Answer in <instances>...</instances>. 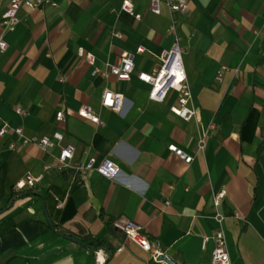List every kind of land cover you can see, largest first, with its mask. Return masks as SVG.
I'll use <instances>...</instances> for the list:
<instances>
[{"label":"crops","instance_id":"crops-1","mask_svg":"<svg viewBox=\"0 0 264 264\" xmlns=\"http://www.w3.org/2000/svg\"><path fill=\"white\" fill-rule=\"evenodd\" d=\"M52 1L56 6H21L19 24L3 32L9 0H0L7 43L0 52V126L20 127L26 137L62 134L48 149L14 133L0 136V264H105L107 249L69 241L50 223L58 233L105 239L113 251L106 264H166L112 221L138 224L174 264H209L214 231L224 235L230 264H264V0H188L186 12L162 6L160 14L149 10V0H131L140 20L122 11L124 0ZM171 23L192 95L188 106L196 111L189 120L171 112L174 91L152 101L149 85L136 77L159 66L173 43ZM138 47L129 81L91 75ZM106 89L123 95L119 112L102 106ZM83 106L103 124L79 116ZM59 110L63 118L56 120ZM169 143L192 161L168 151ZM66 144L75 147L71 163L106 158L119 173L111 179L93 171L82 179L75 169H59ZM27 173L39 180L20 190L29 194H14Z\"/></svg>","mask_w":264,"mask_h":264},{"label":"built area","instance_id":"built-area-1","mask_svg":"<svg viewBox=\"0 0 264 264\" xmlns=\"http://www.w3.org/2000/svg\"><path fill=\"white\" fill-rule=\"evenodd\" d=\"M188 0H149V10L153 14H160L161 7L166 6L171 11H177L184 13L187 11ZM21 6H25L29 9H42L45 6H56L52 0H9L8 7L6 11L1 16V24L3 27V32H11L19 24L18 10ZM122 11H125L134 16L136 20L141 19L139 13L134 12V7L131 0H124L121 5ZM168 32L173 34V43L170 48L163 51L159 56V66L152 69L150 72L139 71L136 73V77L149 85L148 97L152 101L162 102L166 98L170 91H174L178 96V105L172 106L170 108L178 117L189 120L195 116L196 111L188 106L191 101L192 95L190 92L189 84L187 82V76L183 67L182 53L180 47V40L178 35L175 33L174 24H170L168 27ZM117 36H120L118 33ZM7 49V43L5 42L3 35H0V52H4ZM143 48L138 47L136 51L123 53L119 59L114 64H107L103 69L99 67H94L92 70V76H100L102 78H107L109 75H113L119 81H129L132 74L134 73V57L135 53L142 52ZM79 55H83L80 50ZM87 61L89 64H94V57L91 54L87 55ZM221 71L216 75V80H221ZM124 97L121 93H114L106 89L103 93L101 104L104 107L110 108L114 111L119 112L122 107ZM16 112L19 115H23L25 111L17 107ZM78 115L86 118L94 123L103 124L98 118L95 112L89 106H83L78 110ZM56 120H61L63 118V111L59 110L55 114ZM215 125L210 124L209 129H214ZM6 133H14L20 137V141L23 144L35 143L41 149L53 148L57 142L62 140V134L59 131H55L52 136H43L40 138L36 137H26L22 133L20 127H12L8 123L4 122L0 126V136ZM198 147L203 148V140L198 141ZM14 145L10 144L9 149H13ZM168 151L172 152L179 158H181L185 163H190L192 161V156L184 152L174 143H169L167 145ZM75 154V147L69 144L60 146L59 153L57 156L58 168L75 169L82 179L88 172H97L98 174L107 177L115 178L119 173V167L116 163L109 159H101L98 161L95 157H88L85 161L81 163H71L73 156ZM47 168V167H45ZM39 180L31 173H27L23 179L18 181L14 185L16 191L23 190L25 188L32 189L36 182ZM223 197V193L216 195L214 203L218 204L220 199ZM167 206L169 201L166 199L164 202ZM114 226L130 241L137 244L145 251H150L154 259L157 258L161 253L158 249H153L150 242L143 234L141 227L132 222L127 221L123 224L115 223ZM211 239L214 242V249L211 253V258L209 264H230L229 256L226 249V242L224 235L221 231H214L211 234Z\"/></svg>","mask_w":264,"mask_h":264},{"label":"trees","instance_id":"trees-1","mask_svg":"<svg viewBox=\"0 0 264 264\" xmlns=\"http://www.w3.org/2000/svg\"><path fill=\"white\" fill-rule=\"evenodd\" d=\"M16 195H25V194H29V192H26L24 193L25 191H15ZM10 199H12V196L10 197ZM109 225L111 226V228H114V224H113V221L109 223ZM59 230V229H58ZM60 234H63V235H66V236H70V237H73V238H76V239H79L81 240L83 243H85L88 247L89 250L93 251L91 248H96V249H107L109 255L107 256L106 260H105V264L107 263L109 257L112 255L113 251L107 247L105 245V239H102V238H96V237H93L92 235L90 234H83V235H75V234H72V233H66V232H63L61 230H59Z\"/></svg>","mask_w":264,"mask_h":264},{"label":"water","instance_id":"water-1","mask_svg":"<svg viewBox=\"0 0 264 264\" xmlns=\"http://www.w3.org/2000/svg\"><path fill=\"white\" fill-rule=\"evenodd\" d=\"M50 227H51V229H52L53 232L59 234L61 237L65 238V239H67V240H69V241H72V242H74V243H76V244H78V245H81V246H83V247H88L85 243H83V242H82L81 240H79V239H76V238H73V237L66 236V235H63V234L58 233V232L56 231L55 227H54L51 223H50ZM91 249H92L93 251H97V250H98V249H96V248H91ZM156 260H157V261H163V262H165L166 264H174L173 261H172L169 257H167L165 254H163V253H161L160 255H158L157 258H156Z\"/></svg>","mask_w":264,"mask_h":264}]
</instances>
